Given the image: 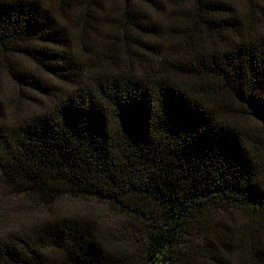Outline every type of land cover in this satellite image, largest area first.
<instances>
[{"label": "trees", "instance_id": "obj_1", "mask_svg": "<svg viewBox=\"0 0 264 264\" xmlns=\"http://www.w3.org/2000/svg\"><path fill=\"white\" fill-rule=\"evenodd\" d=\"M0 77V264H264V0H0Z\"/></svg>", "mask_w": 264, "mask_h": 264}, {"label": "rangeland", "instance_id": "obj_2", "mask_svg": "<svg viewBox=\"0 0 264 264\" xmlns=\"http://www.w3.org/2000/svg\"><path fill=\"white\" fill-rule=\"evenodd\" d=\"M0 91L3 94H6L8 92V84L4 77H0ZM20 201L13 200V202L9 205L11 208L6 210L7 215L4 217L5 222L7 223L6 228H14L16 225H19V221H25L29 213L34 212L31 211L28 207L20 208L23 211H19L16 208V203L19 204ZM101 205L95 203V202H82V201H63L60 205V208L63 211H70V212H76L80 213L81 211L84 213L92 212L95 209L98 211V214H104L103 210H101ZM43 213L47 214L49 211L47 209L39 210L37 214L43 215ZM4 218H1L2 221H4Z\"/></svg>", "mask_w": 264, "mask_h": 264}]
</instances>
